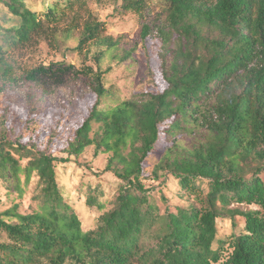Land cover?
<instances>
[{
    "label": "trees",
    "instance_id": "obj_1",
    "mask_svg": "<svg viewBox=\"0 0 264 264\" xmlns=\"http://www.w3.org/2000/svg\"><path fill=\"white\" fill-rule=\"evenodd\" d=\"M163 1L158 21L141 35L154 31L161 43L165 88L107 106L111 67L101 61L117 45L101 22L84 23L72 48L78 66L51 58L17 74L11 61L36 39L56 45L59 26L75 21L87 0H0V91L13 92L31 113L41 101L61 109L94 96L63 157L0 133V180L20 196L21 176L24 186L34 179L28 213L16 204L0 212V264H264V0ZM121 7L146 8L145 0ZM67 75L82 77L84 90L40 83L60 85ZM37 88L52 98L37 97ZM160 139L163 153L149 178L143 163ZM88 147L106 155L102 173L118 181L103 202L99 187L76 191L99 213L90 230L63 196L56 170ZM168 175L192 197L187 207L148 184L162 185ZM226 223L229 233L220 236Z\"/></svg>",
    "mask_w": 264,
    "mask_h": 264
},
{
    "label": "rangeland",
    "instance_id": "obj_2",
    "mask_svg": "<svg viewBox=\"0 0 264 264\" xmlns=\"http://www.w3.org/2000/svg\"><path fill=\"white\" fill-rule=\"evenodd\" d=\"M38 1V0H36ZM122 0H87V9L80 12V16L73 22L70 20L59 26L56 45H49L48 39H36L33 46L13 53L11 61L17 74H22L26 69L47 62L51 58L63 60L66 63L78 66L80 56L73 52L72 48L77 41L86 21H97L104 25V35L116 42V47L107 52L102 61L101 68L111 67V71L105 76L104 85L109 88L111 96L105 99L107 106L128 98L131 94L139 92L159 93L165 88L161 67V43L154 31L145 38L141 32L144 25L156 23L157 17L165 7L163 0H145V9L142 14L134 11H126L121 7ZM39 10H41L39 8ZM73 28L70 36L67 31ZM67 37V38H66ZM94 50V48H93ZM40 83L47 89H62L68 92L83 91V79L74 75L62 78L60 85L48 83L46 78H41ZM62 88V89H60ZM37 97L52 98L41 94L40 89L35 91ZM94 102V96L87 94L80 100H72L69 105L61 109H54L44 101L36 104V111L29 112L26 103L20 100L10 90L0 91V133L8 140H19L22 144H34L38 150H45L56 157H63L61 150L67 141L72 139L75 127L87 116ZM104 107V101H103ZM4 119L5 124H1ZM164 142L159 140L154 150L143 163L144 175L151 178L153 166L163 153ZM107 157L100 154L93 155V147H88L77 159L76 163L58 164L57 180L60 190L66 200L79 213L83 225L87 229H93L99 213H92L79 200L75 193L80 191L86 195L87 188L99 187L103 191L100 201L109 198V194L118 184L117 179L110 173H102L106 165ZM24 165V161L21 162ZM22 194L7 188V183L0 180V212L18 205L19 213H28L30 197L34 186L32 178L28 186L23 185V176L20 178ZM159 180L148 182L152 186L160 188V192L171 205L187 207L192 203V197L186 196L178 187L177 181L170 175L166 176L163 184ZM205 185H203L204 187ZM245 208V207H243ZM229 223L219 228L220 236L229 233ZM0 233V241L4 239Z\"/></svg>",
    "mask_w": 264,
    "mask_h": 264
}]
</instances>
